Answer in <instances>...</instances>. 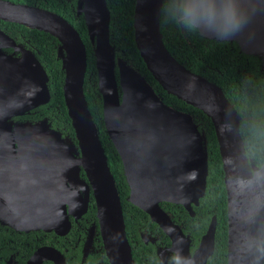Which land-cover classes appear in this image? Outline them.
Masks as SVG:
<instances>
[{
    "label": "water",
    "instance_id": "95a60500",
    "mask_svg": "<svg viewBox=\"0 0 264 264\" xmlns=\"http://www.w3.org/2000/svg\"><path fill=\"white\" fill-rule=\"evenodd\" d=\"M163 1L135 0L136 48L168 94L212 122L226 191V264H264V162L257 166L247 157L240 115L222 88L186 68L165 47L159 25ZM184 5L181 26L187 18L204 38L235 41L264 69V0H184ZM75 7L93 46L104 128L122 163L127 200L170 238L179 264H206L214 252L215 215L190 253L189 238L160 206L162 201L180 204L194 214L208 173L204 131L191 113L165 104L144 75L115 58L106 0H76ZM0 19L58 40L63 98L76 140L63 136L47 118L14 119L48 102V75L33 50L0 29V225L64 235L70 216L76 220L86 212L91 190L109 263L135 264L116 182L83 91L87 55L79 33L52 10L10 0H0ZM45 260L66 264L52 246L38 248L26 264Z\"/></svg>",
    "mask_w": 264,
    "mask_h": 264
},
{
    "label": "trees",
    "instance_id": "16d2710c",
    "mask_svg": "<svg viewBox=\"0 0 264 264\" xmlns=\"http://www.w3.org/2000/svg\"><path fill=\"white\" fill-rule=\"evenodd\" d=\"M36 5L52 10L67 19L79 33L85 44L87 65L83 91L88 108L99 130V138L107 156L108 166L116 182L121 201L127 238L138 239V228H143L149 216L127 200L128 184L123 174L120 157L105 132L102 115V97L97 89V74L93 46L88 38L83 16H75L73 0H10ZM110 11L109 40L114 48L115 58H121L137 69L151 84L162 101L175 109L191 113L199 130H203L207 140L208 173L204 195L198 205L193 206L198 228L195 236L205 232L213 215L216 217L215 246L206 264H226L227 262V203L223 181V169L218 144L211 120L199 109L187 104L172 94H168L147 70L134 42L133 11L135 0H106ZM184 0H164L160 13V32L169 53L186 68L200 74L220 86L240 115L239 131L247 157L260 166L264 162V73L261 61L253 55L240 52L235 41L216 40L202 37L189 19L184 16ZM0 29L16 42L34 51L48 75L50 98L47 103L31 109L28 113L14 117L20 121H36L47 118L51 126L63 136L71 137L74 130L67 114L63 98L64 71L57 58L58 40L47 32L30 29L21 24L0 19ZM117 74V68H116ZM84 177L83 170L80 172ZM93 204V203H92ZM177 212L179 204L162 202ZM186 213V212H184ZM84 217L94 218V207H89ZM144 217V218H143ZM185 217V216H182ZM174 218V216H173ZM186 218L190 217L186 213ZM75 227V224H73ZM1 229V225H0ZM7 230L14 231L11 228ZM37 232V231H36ZM47 234L50 242L54 232ZM73 229L69 233H73ZM44 264H52L47 261Z\"/></svg>",
    "mask_w": 264,
    "mask_h": 264
},
{
    "label": "flooded vegetation",
    "instance_id": "af4514ba",
    "mask_svg": "<svg viewBox=\"0 0 264 264\" xmlns=\"http://www.w3.org/2000/svg\"><path fill=\"white\" fill-rule=\"evenodd\" d=\"M73 2L76 6V0H73ZM73 11L75 16H82V14L77 13L76 7ZM5 50L10 53L12 48H5ZM261 70L264 73V69ZM162 202H160L161 208L170 215L172 221L179 225L183 233L189 238V251L193 253L205 232L195 236V229L198 228V225L196 221L192 220L194 214L191 215L180 204L182 210L178 209L179 212H177L173 209L172 214L169 210L171 207L167 204L162 205ZM90 206L94 207V218L84 217ZM86 212L76 220L73 216H70L71 226L69 231L64 235L54 233L50 242H46L47 234L43 232H12L1 226L0 264H26L30 256L38 248L44 246H52L58 249L63 254L66 264H110L99 232L95 201L91 190L89 191ZM184 212L187 213L190 219L186 218ZM73 224H75V227H73ZM72 229L74 232L69 233ZM137 230L139 232L138 239L135 237L127 238L135 264H179L175 253L170 250V238L155 222L146 218L143 228ZM47 261L45 260L41 264Z\"/></svg>",
    "mask_w": 264,
    "mask_h": 264
}]
</instances>
